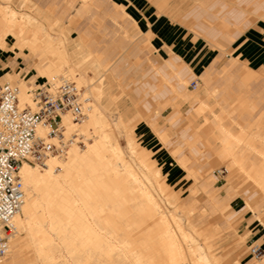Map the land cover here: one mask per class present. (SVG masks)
<instances>
[{"label": "rangeland", "instance_id": "rangeland-1", "mask_svg": "<svg viewBox=\"0 0 264 264\" xmlns=\"http://www.w3.org/2000/svg\"><path fill=\"white\" fill-rule=\"evenodd\" d=\"M21 1L22 0H12L10 3H7L5 0H0V9L3 10L4 7L6 8L7 6V8L10 7L12 9L16 7L14 10H19L18 7L20 6ZM26 1V9L30 8V10L28 9V11H31V14H33L37 18H45V20L49 24H52L57 19L59 20L54 31L56 33L60 31L63 34L68 45L74 46L78 43L76 41V35L71 31V29L76 28L77 20L76 24L70 29L69 25L71 24L69 21H66V15L68 17L71 12L73 13V15H75L76 11L80 10V6L84 5L82 2L78 0H43V5L46 8H53V6L57 3V12H63L64 15L66 14L63 17V20H60L54 13L49 14L48 12H45L44 8L42 6L40 7L35 0ZM112 1L121 3V0ZM210 1L213 0H202L200 2H196L194 8L203 7ZM192 2V0H174L172 3L170 1V13L163 14V16L167 18L166 20L171 22L173 28L175 29L176 34L173 39L177 40L179 37L180 42V36H182V33L185 32L191 33L193 35V40L197 39L195 38V35H197L198 33L193 30L192 23L186 21V13L191 9L192 4L194 3ZM148 4L150 3L148 2ZM106 5V7L108 8V4ZM7 8L3 11L7 10ZM124 11L127 13V15H124V13H122L123 18L128 19L131 22V19L133 20V18H131L130 16L133 14L131 13L130 9L124 6ZM171 18L179 19L171 20ZM83 21V18L80 19V22ZM100 22L104 25L107 24L110 27L112 26V24H110L107 20L100 19ZM164 22L165 21H163L162 24H164ZM90 24L97 25V23L94 21H92ZM77 32L81 35L79 37V40L81 41L80 38H84L83 32ZM150 32V37L146 36L141 30H138L137 35L132 31H127L126 34H122L121 32L116 33V43L111 45L107 54L108 59L110 60V62H112V64H101L105 69L107 68V71L104 72L105 74L102 76V85L98 84L97 81V78L101 75L100 72H97L92 67H88V64H82V66L76 67V65H78L77 62L81 59L80 57H82V55H85L86 53L83 45L77 48L76 52H78V54H72L71 56V65L72 67H74L73 75L76 74L78 78H82L85 80L88 79L90 80V82L94 80V84L90 85V90H87L86 88H83V85H80V87L83 89L84 94L86 96L88 95L87 97L90 98L91 103L92 101H95L91 98V94H95L93 88H101L102 94L98 101L105 110L102 116L105 119H108L107 125L102 126L100 130V132H103V135L106 136L103 148H115V150L119 154L117 159L112 158V160H114L113 168L119 171V177H117V179H114L112 174L108 172V170L112 169V167L106 166L101 168V165L98 164V161L95 159L94 154L88 152L90 160L95 164L98 173L102 174L103 187L98 189L99 192L102 193V196L97 198L96 202L103 203L107 208L112 209H122L127 207L131 208L132 203L134 202H146L145 199L134 200L129 197L128 191L123 189L124 183L121 180L126 177L125 172L120 171L124 168L126 170L135 171L138 179H141V177L152 178V174H149L146 171V168L138 163L137 159H133L134 154L132 156V153L127 147L128 141L134 138L138 142L137 149H145L149 153L150 159L155 162L150 170L155 171L161 168L167 171L166 174L162 172L165 180L163 185L168 186L167 193L169 195L166 198H162V196L159 195L157 186L155 183H153V181L143 184V187H145L147 191L152 196H154L151 201L154 202L156 206L163 208L164 211H171L170 214L174 215L178 225L181 226L182 231L188 230L189 234L193 235L194 240L191 241H194L196 244L200 245L201 248L206 252L208 257L210 256V254L212 255L210 257H217L216 259L218 260L219 264H239L241 258L245 257L246 255L249 256V247L253 245L245 244L247 236L241 234L242 232H244V215H248L250 216L251 220L253 219L255 221H260L261 223L263 222L264 218V206L262 205V199L264 198V195L258 188L259 186L257 180H253V178L260 179L261 176H264V145L256 137L257 134L264 135V115H261L262 117L260 116L262 118V121H260V117L258 118L259 122H261V124L259 125L261 126H255L258 120H256L257 113H254V115L250 117V122L252 123L256 120V122H254L255 124L252 123L249 127L245 128L253 129H251L249 136H254L255 134L256 138L251 136L250 138L253 139L251 140L248 137V139L251 140L248 141L249 143H253V146L257 149H250L251 151H245V154L248 158L253 157L254 159H250L251 161L245 164V168L241 165V160H237L235 158V151H237L240 146H244L245 148L249 149V147L245 144L237 143L233 140L235 142V148L233 149V151H229L223 158L221 156L222 149L220 147L214 148L211 152L206 150L205 144L203 142L195 141L197 135L196 133L192 132V128L188 126L187 120L191 123L195 122V119H197L198 115L194 110L196 103L192 102L188 104L184 102L188 101L192 97H195L196 95L203 94L205 81L201 76L196 79V82L198 84L196 90L192 91L189 88L190 82L184 80L181 82V84H179V87L185 90L184 93H174L172 96V100L168 99L160 102L158 101L153 105L152 113H146V116L139 112L140 118L134 120L136 125L133 129H129L127 127L123 128L121 126L120 128L112 127L111 123L109 124V121L113 120L115 115H118L120 117L122 123H127L130 119H133L136 116L138 109L140 111L142 110L138 102V96L133 93V86L135 84V86L137 85L138 87H140L141 82L143 81V77H146V74H138V77H140V79H136L135 81L131 80V78H133L134 76L132 74L126 75V72L123 71L122 64L119 63V59L123 58V60H125L131 57L133 54L132 45H139L142 41H144L145 53L147 55L153 54L154 56H157L159 60H161V58H164L163 54L155 50V47L151 42L156 34L159 35V31L155 29L150 30ZM132 36L133 38L134 36H136V39L131 43V41L133 40ZM215 46L216 47H214V49L217 50L218 55L215 56L209 64V71H212L217 66V71L219 72L225 64H232L233 66L242 65L243 69L246 70L250 68L247 62L242 60L239 55L234 54V51H232L231 49H223L219 45ZM24 54H26L27 57ZM228 54L230 58L226 57V55ZM91 57L92 59L101 60L100 55L94 53ZM46 61V57L38 59L37 56L30 54L29 51H25L24 53L18 55H13L7 49H5L4 51L0 50V84H2L3 82H10L17 86L18 81L22 79L24 81L25 87L27 88H25L26 91L30 87L40 86L48 81L44 77L38 76L36 69H42L46 65ZM137 62L138 60L136 61V63ZM128 65L134 66V63H128ZM247 67L249 68L247 69ZM164 82V80H160L159 78V87L161 84L166 83ZM20 83L21 81H19V84ZM257 87L258 84L253 85L254 90H257ZM119 93H121L119 97L116 96ZM212 95L214 96L213 92ZM207 103L210 105L208 108L210 112L205 114L206 118L208 119V123H211L218 117L223 118V120L219 121L218 130H215V133H213V135H209V138L212 140V142H215L216 140V143H214V145L217 143L220 144V139H222L223 137L222 133L219 132V130H221V126L229 129L232 133H236L238 131V128L236 125H234L233 122H231L230 116L221 110V106L215 103V99L208 98ZM143 113L145 114L144 111ZM151 114H157L156 116H158V119L155 122L151 121ZM168 114H170L168 117H164ZM182 115H184V118L182 117ZM169 117L173 118L169 121V119L167 120V118ZM177 120H182V123L180 122L181 129L186 128L187 131H190L191 135L188 139H190L191 141H186L182 146L187 148L189 147V150L191 152H189L188 149L180 151V149L178 148L179 146H177L173 150H168L169 156L171 158L170 162H165L164 165H161V162L157 160L156 156L153 154V150L151 149L150 145H154L155 141L164 146L167 140L171 138L172 134H174L176 125L173 126L172 124ZM201 121L202 119L200 118L198 120V123L196 124H199ZM252 125L253 127H251ZM161 132L166 134L167 136V138L163 141V144L157 138V134ZM82 134L86 135L88 141L85 143L84 147L79 148L80 151H84L85 148H97V140L100 137L99 132L94 133L90 128H87L86 132H83ZM149 138H151V140ZM203 140L211 144V140H208L207 137ZM197 148H199V150ZM196 153L205 157L201 159H195L194 156L196 155ZM104 156H106V154ZM172 157H174V159H181L183 157L187 158V163L189 166L188 170L190 172H195L196 178L199 177L201 179L197 182L194 177L192 178L187 177L184 174H176L173 170V165L171 164V162H173ZM104 159L105 162L106 160H108L105 157ZM252 162L254 164H252ZM30 167L33 169L36 167H39V169L45 168L43 165ZM139 168L146 172V176L140 174ZM220 169L225 170V173L221 176H217L214 172ZM55 174H60V170L57 169ZM132 186H136V184H132ZM247 190L251 193V195H253L254 200L258 202V210L261 211L258 212L257 210V212L253 214L245 207L248 211L245 210L241 215H237L236 211L239 210L242 205H245L244 199V202H242V199L240 198H244V192H247ZM112 194L113 197H109ZM157 195L158 197H160L158 198ZM228 195L229 198H227ZM226 199H229L228 207L222 205L221 202ZM104 217L108 219H122L126 216H117L107 213L104 214ZM134 217L135 219L142 218L139 215H136ZM151 218L155 219L156 215L151 216ZM122 223L123 222H120L119 224ZM188 227H194L196 230L191 231ZM138 234L139 231L134 232V235L137 236ZM10 248L12 251L11 255L5 256L4 258L0 259V264H36L34 257L31 255V252L28 251L29 249L27 236L23 231L16 233L15 236L10 240ZM138 251H140L142 255H150L156 253V251H158V248H147L141 250L138 249ZM54 256L55 258H59L60 253L56 252ZM146 256L148 257V255ZM117 264L127 263H125L124 261L121 262L120 260Z\"/></svg>", "mask_w": 264, "mask_h": 264}, {"label": "bare ground", "instance_id": "bare-ground-1", "mask_svg": "<svg viewBox=\"0 0 264 264\" xmlns=\"http://www.w3.org/2000/svg\"><path fill=\"white\" fill-rule=\"evenodd\" d=\"M5 1L10 3L12 0ZM78 1L84 5L92 2V0ZM112 2L117 8L124 10L121 3ZM26 3V0H22L18 7L19 10H14L16 7L12 9L7 6L5 11H3L6 9L5 7L3 10L0 9V50L7 49L13 55L29 51L38 59L46 57V65L42 69H36L38 76L44 77L50 83L59 79L72 80L78 86L83 85V88L90 90V85L94 84V80L90 82L88 79L78 78L76 74L73 75L74 67L71 65L70 48L63 34L60 31L58 33L54 31L56 23L49 24L37 18L31 14V11H28L30 8L26 9ZM124 14L127 15L125 11ZM158 15L157 20L160 26L165 19ZM130 17L137 20L136 28L140 30L137 16L131 15ZM260 19L264 20V17L262 16ZM67 21L71 24L72 19L69 18ZM145 35L151 36L149 29ZM83 36L84 38H80L81 43L87 47V38L84 32ZM198 37L201 35H195V38ZM214 47L216 46L214 45ZM24 55L27 57L26 54ZM19 81H21L20 84ZM19 81L17 85L20 86L17 96L19 104L30 106L24 81L22 79ZM97 81L102 85L101 76L97 78ZM93 89L95 94H91V98L95 101H92V109L86 121L79 126V130L83 133L87 128H90L94 133L99 132L97 148H85L84 151H80L79 148L73 147L64 157L48 159L43 165L44 169H39V167L33 169L27 163L21 164L18 175L23 185L24 197L22 205L13 219L15 233L10 240L16 233L23 231L27 236L28 251L31 252L36 264H117L120 260L127 264H219L217 257H210L212 256L210 254L209 258L200 245L191 241L194 240L193 235L189 234L188 230L182 231L174 215L170 214L171 211H164L163 208L156 206L151 201L154 196L143 187V184L153 181L159 195L166 198L169 195L167 193L168 186L163 185L165 180L162 172L166 174L167 171L161 168L151 171L150 168L155 162L150 159L149 153L145 149H137L138 142L134 138L128 141L127 147L132 156L134 154L133 159H137L138 163L145 167L149 174H152V178L141 177L138 179L135 171L124 168L120 171H124L126 177L121 180L124 183L123 189L128 191L129 197L134 200L145 199L146 202H134L131 208L122 209L107 208L105 204L96 202V199L102 196L98 190L103 187L102 174L98 173L88 152L94 154L101 168L112 167L108 172L114 179L119 177V171L113 168L114 160L112 158L117 159L119 154L115 148H103L106 136L100 130L102 126L107 125L108 119L102 116L105 110L98 101L102 94L101 88ZM208 94L213 96L211 92ZM200 108L203 110L204 106L201 105ZM139 112L146 116L142 110ZM261 117L260 121H262ZM257 120L259 122V119ZM258 122L255 126H261L259 125L261 122ZM110 123L112 127L126 128L118 115H115L113 120L109 121ZM63 124L66 132L74 127L67 119L63 121ZM251 129L233 140L255 150L253 143H249L253 140L250 138L253 135L249 136ZM37 133L43 137L46 134V129L39 126ZM157 135L163 144L167 138L166 134L161 132ZM256 137L264 145V135L257 134ZM212 143H205L207 151H212L216 147ZM104 157L108 159L106 162ZM172 158L171 164L176 174L194 177L197 182L201 179L196 178V175L188 170L184 160ZM57 169L60 170V174H55ZM139 169L140 174L146 176V172ZM263 178L264 176H261L260 179L253 178V180H257L258 188L264 195ZM132 184H136V186H132ZM109 197H113V194ZM107 213L126 217L108 219L104 217V214ZM136 215L142 218L135 219ZM153 215H156L155 219L151 218ZM120 222L123 223L119 224ZM188 228L191 231L196 230L194 227ZM136 231H139L137 236L134 235ZM147 248H158V251L150 255L146 254L148 257L138 251V249ZM11 252L9 243V251L6 256L11 255ZM56 252L60 253L59 258H55Z\"/></svg>", "mask_w": 264, "mask_h": 264}, {"label": "crops", "instance_id": "crops-1", "mask_svg": "<svg viewBox=\"0 0 264 264\" xmlns=\"http://www.w3.org/2000/svg\"><path fill=\"white\" fill-rule=\"evenodd\" d=\"M35 1L40 7L44 8L45 12L49 14L54 13L60 20H63V17L66 15L63 12H57V3L54 6L52 5L53 8H46L43 5V0ZM147 1H120L122 5L130 9L134 16H137L140 30L144 34H146L148 29H157L159 31V35L156 34L151 42L155 50L164 55V58H161V60L153 54L147 55L145 53L144 41H142L139 45H132L133 54L131 57L125 60L123 58L119 59V63L122 64L126 75L132 74L134 76L131 80L140 79L138 74H146L140 87L134 84L133 93L138 96V102L142 110L145 113H152L153 105L158 101L172 100L174 93L185 92L183 88L179 87L182 81L187 80L191 83L201 76L205 81L203 94L196 95L184 102L188 104L195 102L196 106L194 110L199 117L197 116L195 122H191L192 125L187 120V124L192 128V132L197 135L195 141L205 144L204 138L207 137L208 140H211L209 135H213L215 130H218L219 121L223 120V118L218 117L216 120L208 123V119L205 116L206 113L210 112L208 110L210 105L207 103V99H215V103L221 106V110L230 116L231 122L238 128L236 133H232L229 129L220 127L221 130L219 132L222 133L223 137L220 139L221 143L215 145L222 149L221 156L224 158L229 151H233L235 148L233 138L242 136L243 132L249 130L245 128L254 123L261 115H264V20L260 19V17H264V0H213L205 6L197 8H194L196 2L202 0H192L194 3L192 2L191 9L186 13V21L192 23L193 30L201 35V37L193 40L192 34L185 32L180 36L181 42L179 41V37L177 40L173 39L176 34L175 29L171 22L163 16L164 13H170L169 2L171 1L172 3L174 0ZM106 4H108V8ZM122 13H124V10L117 8L112 0H92L91 3L80 6V10H77L75 15L72 12L69 14L68 17L72 19L71 25H69L70 29L76 24L77 20L76 28L71 29V31L76 35L78 43L74 46L68 45L71 56L72 54H78L76 52L77 48L83 45L79 40L77 31L84 32L87 38V47L83 45L86 53L80 57L81 59L77 62L78 65L76 67L88 64V67H92L97 72H100L101 77L105 74L104 72L107 69L105 70L101 64H112L107 54L111 45L116 43V33L121 32L122 34H126L127 31H132L134 34H138V29L136 28L137 20L133 18L130 22L128 19L123 18ZM157 14L162 19H165L164 24L160 26L158 25ZM68 17L66 15V19ZM82 18L84 21L80 22ZM100 19L107 20L112 26L102 24ZM177 19L179 18H171V20ZM42 20L47 23L45 18ZM58 21L57 19L53 23L57 24ZM92 21L96 22L97 25H91ZM135 37L133 38L132 36L133 40L131 43L136 39ZM214 45H219L223 49L233 50L234 54L239 55L252 69L249 67L250 70L248 68V70L243 69L242 65L233 66L232 64H225L219 72L217 71V66L212 71H209V64L218 55L217 50L214 49ZM92 52L100 55L101 60L92 59ZM226 57L230 58L228 55ZM137 60L138 62L136 63ZM128 63H134V66H129ZM159 78L166 82H164L165 84H161L160 87L158 85ZM254 84H258L257 90L253 89ZM210 92H213L214 96H209L208 93ZM120 94L116 96L119 97ZM201 105L204 106L203 110H200ZM139 111L138 109L133 119L124 123L127 128H134L136 125L134 120L140 118ZM254 113H257L256 120L251 123L250 117ZM156 115L151 116V121L155 122L158 119ZM169 115L164 117H168ZM182 117L184 118V115ZM172 118L169 117L167 120L169 119L170 121ZM200 118L202 121L196 124ZM180 122L182 123V120H177L172 124L173 126L176 125L175 132L164 146L155 141L154 145H150L153 154L161 162V165H164L165 162H170L171 158L168 150H173L177 146H179L180 151L189 150V147L187 148L182 145L186 141H191L188 139L191 134L186 128H180ZM151 138L149 139L151 140ZM213 143H216V140ZM197 149L199 150V148ZM246 150L250 149L240 146L235 151V158L241 160V165L244 168L246 163L254 160L253 157L248 158L246 156ZM189 152L191 151L189 150ZM198 153L194 156L195 159L205 157ZM181 159L184 160L188 168V159L184 157ZM252 164L254 163L252 162ZM193 174L196 175L195 172ZM227 198H229V195ZM240 199H242V202L245 201V205H242L236 211L237 215H241L246 208L253 214L257 212L259 204L248 190L244 192V198ZM228 200L221 201L222 205L228 207ZM262 205L264 206V198L262 199ZM260 211L258 210V212ZM243 218H245V224L243 225L244 232L241 234L247 236L245 244L259 246L263 251V256L260 261H256L250 255H246L241 258L239 264H264V218L262 223L253 219L251 220L248 215H244Z\"/></svg>", "mask_w": 264, "mask_h": 264}, {"label": "built area", "instance_id": "built-area-1", "mask_svg": "<svg viewBox=\"0 0 264 264\" xmlns=\"http://www.w3.org/2000/svg\"><path fill=\"white\" fill-rule=\"evenodd\" d=\"M196 81L189 84L194 91ZM18 87L10 82L0 84V259L9 251L15 233L13 219L23 201V185L18 175L22 163L41 166L50 158L64 157L73 147H84L88 141L79 126L91 111V100L72 80L59 79L27 90L30 106H21ZM74 126L65 131L63 121ZM46 134L41 137L37 128ZM217 176L225 173L220 169ZM249 255L260 261L263 251L257 245L249 247Z\"/></svg>", "mask_w": 264, "mask_h": 264}]
</instances>
